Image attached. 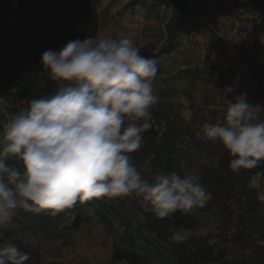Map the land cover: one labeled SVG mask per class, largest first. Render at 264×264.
Returning a JSON list of instances; mask_svg holds the SVG:
<instances>
[{"label": "trees", "instance_id": "obj_1", "mask_svg": "<svg viewBox=\"0 0 264 264\" xmlns=\"http://www.w3.org/2000/svg\"><path fill=\"white\" fill-rule=\"evenodd\" d=\"M18 1L15 11L0 0V119L7 125L0 128L7 222L0 235L59 238L91 222L93 209L110 229H122L112 262L151 264L135 248V240L149 242L147 231L169 251L170 264H264V138L224 140L209 129L218 107L206 122L186 116L176 99L156 94L157 62L106 82L98 66L76 67L99 50L101 19L91 0ZM195 1L172 0L157 61L180 43ZM243 14L250 29L243 28L239 71L264 102V0H244ZM140 75L153 86L130 83ZM19 190L23 205L10 214ZM203 210L210 230H200Z\"/></svg>", "mask_w": 264, "mask_h": 264}, {"label": "rangeland", "instance_id": "obj_2", "mask_svg": "<svg viewBox=\"0 0 264 264\" xmlns=\"http://www.w3.org/2000/svg\"><path fill=\"white\" fill-rule=\"evenodd\" d=\"M3 1L17 10L18 0ZM91 3L101 19L99 50L76 60V67L83 68L85 62L96 65L106 82L128 79L142 65L157 62L163 74L161 83L155 85L156 94L162 91L165 101L176 99L185 108L186 116L195 113L197 119L206 122L207 111L218 107V121L209 125V129L224 140L246 139L253 133L264 138V102L258 101L247 88L248 81L239 71L240 51L246 44L243 28L250 29L244 22V0H196L185 35L172 54L163 55L160 61L157 57L167 43L162 29L171 15L172 0H91ZM4 20L14 23L10 16ZM187 68H197L201 78L181 77V71ZM139 77H132L130 83L153 86L149 76ZM6 127L5 120L0 119V128ZM1 189L0 186V195ZM24 196L22 190L15 192L10 214L23 205ZM90 213L91 222L75 231H61L59 238L19 236L12 241L0 235V264H128L111 260L122 229H116L115 223L110 229L93 209ZM197 215L200 230L214 226L205 210ZM5 216L0 211V227L7 223ZM144 234L149 242L138 240L136 251L148 256L151 264H170L169 251L147 231Z\"/></svg>", "mask_w": 264, "mask_h": 264}, {"label": "bare ground", "instance_id": "obj_3", "mask_svg": "<svg viewBox=\"0 0 264 264\" xmlns=\"http://www.w3.org/2000/svg\"><path fill=\"white\" fill-rule=\"evenodd\" d=\"M5 15H6V14H5ZM14 17H15V16H14ZM98 35H99V33L97 34V36H98ZM96 38H97V37H96ZM173 48H174V47H173ZM88 71H89V70H88ZM48 99H49V98H48ZM43 102H44V99H43ZM50 102H51V101H50ZM122 102H123V101H122ZM46 103H47V102H46ZM46 103H45V104H46ZM52 103H53V101H52ZM45 104H44V105H45ZM49 104H50V103H49ZM46 105H48V104H46ZM46 105H45V106H46ZM158 106H159V105H158ZM159 107H160V106H159ZM38 108H39V107H38ZM42 108H43V107H42ZM44 109H45V108H44ZM47 109H48V108H47ZM47 109H45V110H47ZM157 109H158V108H157ZM52 112H53V111H52ZM8 134H9V133H8ZM36 134H37V133H36ZM38 135H39V134H38ZM8 136H9V135H8ZM41 136H42V135H41ZM36 138H37V137H36ZM63 138H64V137H63ZM37 139H38V138H37ZM69 139H70V138H69ZM75 140H76V139H75ZM75 140H74V141H75ZM187 140H188V139H187ZM59 141H60V140H59ZM64 141H65V140H64ZM74 141H73V142H74ZM42 142H43V141H42ZM44 142H45V141H44ZM61 142H62V141H61ZM73 142H72V143H73ZM193 142H194V141H193ZM66 143H67V142H66ZM188 143H190V142H188ZM63 145H64V144H63ZM65 145H66V144H65ZM69 145H70V144H69ZM194 145H195V144H194ZM191 147H192V146H191ZM63 148H64V147H63ZM181 148H182V147H181ZM188 148H189V147H188ZM180 150H181V149H180ZM190 150H191V149H190ZM192 152H193V151H192ZM44 159H45V158H44ZM49 163H50V162H49ZM4 173H5V172H4ZM7 173H8V172H7ZM2 174H3V173H2ZM6 175H7V174H6ZM1 177H3V176H1ZM9 178H10V177H9ZM16 180H18V179L16 178ZM110 181H111V180H110ZM12 182H13V181H12ZM105 185L107 186V184H105ZM114 186H115V185H114ZM117 186H118V185H117ZM103 188H105V187H103ZM109 189H110V187H109ZM107 190H108V189H107ZM110 190H111V189H110ZM112 192H113V191H112ZM124 192H125V191H124ZM201 193H202V191H201ZM111 194H112V193H111ZM111 194H110V195H111ZM112 196H113V195H112ZM118 196H119V195H118ZM114 198H115V197H114ZM108 199H109V198H108ZM112 199H113V198H112ZM113 201H114V200H113ZM120 207H121V206H120ZM130 212H131V211H130ZM133 213H134V212H133ZM131 218H132V217H131ZM134 219H135V218H134ZM134 219H133V220H134ZM129 222H130V221H129ZM133 222H134V221H133ZM127 223H128V222H127ZM135 223H136V221H135ZM137 223H138V222H137ZM137 223H136V224H137ZM132 224H133V223H132ZM122 225H123V224H122ZM120 226H121V225H120ZM120 226H119V227H120ZM133 226H134V225H133ZM133 226H132V227H133ZM127 227H128V225H127ZM127 227H126V228H127ZM140 227H142V226L140 225ZM130 228H131V227H130ZM143 228H144V227H143ZM116 229H117V227H116ZM130 230H131V229H130ZM135 230H136V229H135ZM126 231H127V230H126ZM126 231H125V233H127V232L129 231V229H128L127 232H126ZM131 232H132V231H131ZM131 232H130V233H131ZM130 233H129V234H130ZM137 233H138V232H137ZM127 234H128V233H127ZM133 234H134V233H133ZM124 235H125V234H124ZM131 236H132V235H131ZM133 236H134V235H133ZM133 236H132V237H133ZM142 236H143V235H142ZM136 237H137V236H136ZM138 237H139V236H138ZM140 237H141V236H140ZM126 239H127V237H126ZM132 239H133V238H132ZM134 239H135V238H134ZM136 239H138V238H136ZM138 240H139V239H138ZM131 241H133V240H131ZM121 242H122V241H121ZM122 243H123V242H122ZM135 243H136V240H135ZM117 244H118V242H117ZM115 246H116V245H115ZM127 246H129V245H127ZM131 251H132V250H131ZM134 252H135V251H134ZM137 253H138V252H137ZM140 253H141V252H140ZM141 255H142V253H141ZM144 256H145V254H144ZM147 257H148V256H147ZM141 259H142V258H141ZM144 259H145V258H144ZM149 259H150V258H149ZM136 260H137V259H136ZM137 261L139 262L140 260L138 259ZM143 262H144V261H143ZM147 262H148V261H147ZM145 263H146V262H145ZM145 263H143V264H145ZM149 263H150V262H149ZM139 264H140V263H139Z\"/></svg>", "mask_w": 264, "mask_h": 264}]
</instances>
